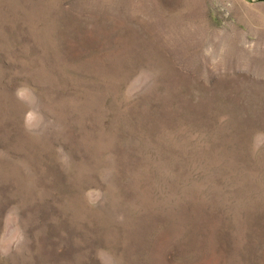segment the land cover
Returning <instances> with one entry per match:
<instances>
[{"label": "rangeland", "instance_id": "obj_1", "mask_svg": "<svg viewBox=\"0 0 264 264\" xmlns=\"http://www.w3.org/2000/svg\"><path fill=\"white\" fill-rule=\"evenodd\" d=\"M0 264H264V0H0Z\"/></svg>", "mask_w": 264, "mask_h": 264}]
</instances>
